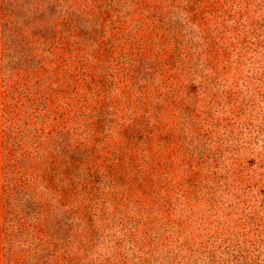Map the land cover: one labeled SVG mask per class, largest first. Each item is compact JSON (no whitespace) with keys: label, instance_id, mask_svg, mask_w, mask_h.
Masks as SVG:
<instances>
[{"label":"trees","instance_id":"obj_1","mask_svg":"<svg viewBox=\"0 0 264 264\" xmlns=\"http://www.w3.org/2000/svg\"><path fill=\"white\" fill-rule=\"evenodd\" d=\"M0 221V264H264V0H0Z\"/></svg>","mask_w":264,"mask_h":264},{"label":"rangeland","instance_id":"obj_2","mask_svg":"<svg viewBox=\"0 0 264 264\" xmlns=\"http://www.w3.org/2000/svg\"><path fill=\"white\" fill-rule=\"evenodd\" d=\"M195 64L200 66V65L203 64V62H202V60H199V59H198V60L195 61ZM86 70H87V71H91V68H87V67H86L85 69H82L81 71H84V72L87 73ZM84 72H79V74L87 75V74H85ZM0 222H1V221H0Z\"/></svg>","mask_w":264,"mask_h":264}]
</instances>
